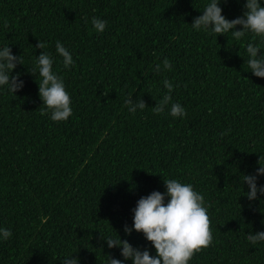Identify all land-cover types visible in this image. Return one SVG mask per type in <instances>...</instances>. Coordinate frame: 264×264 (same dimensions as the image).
I'll use <instances>...</instances> for the list:
<instances>
[{
    "label": "trees",
    "instance_id": "1",
    "mask_svg": "<svg viewBox=\"0 0 264 264\" xmlns=\"http://www.w3.org/2000/svg\"><path fill=\"white\" fill-rule=\"evenodd\" d=\"M208 3L0 0V49L9 44L24 63L12 73H21L22 89L0 86V228L12 231L0 238V264H61L72 253L79 264H109V254L124 258L102 238L118 234L155 256L144 234L128 235L124 225H133L141 197L166 191L163 179L192 184L210 205L213 242L189 264H264V242L246 239L264 231V195L249 201L243 183L264 154V77L248 69L246 45L264 42L252 32L237 41L231 32L195 30ZM245 3L219 6L231 20ZM92 17L107 22L102 33ZM39 40L70 95L67 121L41 115L40 77L29 72L43 51L34 47ZM58 40L75 62L68 68ZM165 79L186 116L153 113ZM129 96L148 106L130 112Z\"/></svg>",
    "mask_w": 264,
    "mask_h": 264
},
{
    "label": "clouds",
    "instance_id": "2",
    "mask_svg": "<svg viewBox=\"0 0 264 264\" xmlns=\"http://www.w3.org/2000/svg\"><path fill=\"white\" fill-rule=\"evenodd\" d=\"M226 3L227 0H224ZM221 0H210L203 14L194 17L192 27L197 30L211 31L218 35H226L231 32L232 38L239 41L246 33L252 32L264 42V4L261 0H246L243 15L235 19H227L222 15L219 6ZM87 21V18H85ZM92 27L96 32L102 33L107 22L98 17L91 18ZM242 26L237 30V26ZM43 49L36 56L33 75L38 72L40 77L36 80L39 88V96L43 108L41 115L50 113V119L55 122L67 121L72 115L71 98L66 91L63 79L53 71V57L44 51L47 44L40 41L34 46ZM56 52L63 58V65L68 68L74 65V60L69 50L58 40L55 44ZM264 48L261 44L249 42L246 45L248 69L257 77H264ZM18 64H23L21 55L12 54L8 45L0 49V86H6L7 90L16 94L24 87V81L19 79L21 73L13 70ZM172 65L168 58L163 60V68L171 70ZM155 71H161V65L157 64ZM167 92L159 101H156L152 111L155 114L165 113L172 117H184L187 115L185 108L178 102L172 101L171 93L174 85L169 80L163 81ZM129 111L135 113L137 108L143 110L148 105L141 98L133 104L131 96L125 101ZM230 131V129H229ZM223 135V133L221 134ZM257 163L260 165L253 174H244L243 183L247 185L248 191L245 196L249 201L258 199V193L264 195V185L257 184L259 176L264 175V154L259 156ZM166 186L165 192L153 191L147 196L141 197L132 210L133 225H124V231L130 235L133 229L142 232L147 241L155 248L156 255L150 254L145 248L141 250L134 247L128 240L118 238H102L106 241L108 248L119 247L121 256L116 259L109 254V264H124L125 260L131 259L132 264H189L194 254L209 247L213 242L211 231V220L208 215L209 204L204 195L196 191L192 184L182 183L177 179H163ZM165 197H169L165 203ZM12 236L11 229L0 228V238L7 241ZM249 243L255 245L264 242V231L249 232L246 236ZM73 254V253H72ZM61 259V264H79V257L73 255Z\"/></svg>",
    "mask_w": 264,
    "mask_h": 264
}]
</instances>
